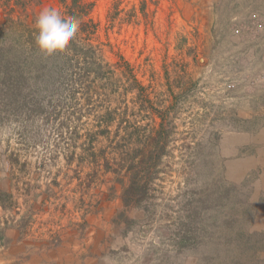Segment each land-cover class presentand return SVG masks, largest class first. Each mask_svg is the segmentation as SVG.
Returning a JSON list of instances; mask_svg holds the SVG:
<instances>
[{
	"label": "rangeland",
	"instance_id": "obj_1",
	"mask_svg": "<svg viewBox=\"0 0 264 264\" xmlns=\"http://www.w3.org/2000/svg\"><path fill=\"white\" fill-rule=\"evenodd\" d=\"M33 4L31 23L15 1L0 4V59L38 60L26 27L44 8L67 17L59 0ZM90 17L130 119L91 140L98 117L66 83L39 87L34 65L13 92L0 73V195L12 194L0 205V264H264L249 235L264 231V0H95ZM125 61L151 102L124 89ZM156 108L172 120L167 153L150 197L126 207L134 150L120 145L146 144Z\"/></svg>",
	"mask_w": 264,
	"mask_h": 264
},
{
	"label": "trees",
	"instance_id": "obj_2",
	"mask_svg": "<svg viewBox=\"0 0 264 264\" xmlns=\"http://www.w3.org/2000/svg\"><path fill=\"white\" fill-rule=\"evenodd\" d=\"M0 0V4H3L5 11H14L10 8L9 4H17L22 7V11L26 9V6H31L34 1L41 4L42 0ZM66 9L67 17H63L69 20H75L79 23V29L81 36H78V32L75 38L70 42L68 48L63 52H57L53 55L41 54V50L36 44L35 37L38 34L37 27L32 29L29 25L26 30L29 34V45L31 50L38 52L34 57L39 59L33 60V63L29 59H23L13 54H2L0 59V65H4V70L0 68V73H4V77H13L11 86L9 89L13 92L21 91L22 86L20 84L23 81L24 75L27 71L31 70L35 65L38 74L41 75V83L37 84L41 87L44 83L48 88H52L53 91H60L63 84H67L68 91L74 96V100L80 101L84 99L88 107V114L95 119L93 127L89 134V139L99 134L105 135L110 125L120 119L122 123L130 119L129 106H122L119 98V92L122 84L121 81L115 77V69L112 68L113 64L109 63L98 45L94 43L92 39L93 34L98 29V24L91 17L90 14L94 8L95 0H59ZM34 5V4H33ZM15 8V7H14ZM7 12V11H6ZM26 22L31 23L29 20V11L26 9ZM10 16V15H9ZM13 20V19H12ZM30 21V22H29ZM3 23H0L2 25ZM3 26V25H2ZM82 29V30H81ZM78 43L80 45H78ZM101 55H100V54ZM1 57V55H0ZM28 60L30 63L28 64ZM119 65L128 68L126 80L127 84H124V89L130 91V89L137 90V98H141L143 102H151L149 92L144 85H141L140 81L133 72V68L130 63L125 61L119 63ZM46 75L48 78H46ZM54 78V79H53ZM64 78V79H62ZM53 79V81H52ZM62 79L63 81H60ZM60 81V82H59ZM53 82V84H51ZM55 88H54V86ZM43 88V87H42ZM34 89V88H33ZM12 93V92H11ZM125 94V93H123ZM13 97L9 98V102ZM15 102V99L11 101ZM33 104L38 105L41 114H43L42 102L36 100ZM106 106L107 111L104 115L100 116L99 109ZM152 109L153 105H149ZM157 115L160 118L158 127L150 134L146 139V144L142 148H134L131 143V139L124 138V142L121 147L124 150H134L127 166L126 177L127 181L123 178L120 179V183L123 185L122 199L126 207H138L144 204V202L150 197V189L152 182L158 175V167L162 162L164 155L167 153L169 141L172 135V120L168 118V111L159 110L156 108ZM58 113L57 115H59ZM90 141V140H89ZM137 150H141L139 153ZM141 153V154H140ZM140 157V158H139ZM239 190V189H237ZM9 192H2L0 195V205L6 206L5 202L11 197ZM240 196L236 194L235 198ZM249 195L246 196V199ZM248 202V200H247ZM251 200H249L250 204ZM238 204V202L236 203ZM247 207V206H246ZM244 208V207H242ZM246 209V208H245ZM242 222L241 219H237ZM242 232V231H240ZM260 236L262 240L261 248L264 250V231H252L249 235L254 237Z\"/></svg>",
	"mask_w": 264,
	"mask_h": 264
},
{
	"label": "clouds",
	"instance_id": "obj_3",
	"mask_svg": "<svg viewBox=\"0 0 264 264\" xmlns=\"http://www.w3.org/2000/svg\"><path fill=\"white\" fill-rule=\"evenodd\" d=\"M36 27L37 46L47 55H53L68 48L78 32L79 23L63 18L55 8H44L37 17Z\"/></svg>",
	"mask_w": 264,
	"mask_h": 264
},
{
	"label": "crops",
	"instance_id": "obj_4",
	"mask_svg": "<svg viewBox=\"0 0 264 264\" xmlns=\"http://www.w3.org/2000/svg\"><path fill=\"white\" fill-rule=\"evenodd\" d=\"M262 189H264V180H263V184H262ZM258 203H259V207H260V209H261V216L264 214V201L262 202V203H260L259 201H258ZM260 212V211H259Z\"/></svg>",
	"mask_w": 264,
	"mask_h": 264
}]
</instances>
